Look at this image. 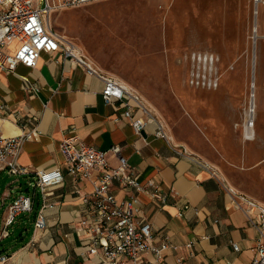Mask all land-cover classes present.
Wrapping results in <instances>:
<instances>
[{
  "label": "crops",
  "instance_id": "1",
  "mask_svg": "<svg viewBox=\"0 0 264 264\" xmlns=\"http://www.w3.org/2000/svg\"><path fill=\"white\" fill-rule=\"evenodd\" d=\"M25 79L36 87L35 93L27 91ZM102 89L98 77L87 75L83 67L58 53H43L34 69L18 65L13 73L0 72V132L12 137L37 131L35 138L23 143L17 160L26 173L0 172V206L7 209L17 197L32 195L37 169H59L63 175V183L48 199L50 207L44 210L46 227L34 226L42 206L36 189L32 211L18 215L8 228V237L0 240V255L8 257L4 264H100L86 251L87 238L80 224L81 196L91 192L92 182L75 181L68 175L60 150L62 139L72 134L97 150L119 146L139 183L153 181L166 196L160 204L148 191L112 186L120 201L136 197V221L151 225L152 244H167L161 264H251L259 234L248 222L244 205L239 208L231 203L226 174L222 171L223 180L212 178L157 137L154 124L136 134L122 117L125 108L118 103L105 105ZM107 163L110 168L118 166L111 154ZM238 192L264 208V201ZM252 213L257 216L258 211Z\"/></svg>",
  "mask_w": 264,
  "mask_h": 264
},
{
  "label": "rangeland",
  "instance_id": "2",
  "mask_svg": "<svg viewBox=\"0 0 264 264\" xmlns=\"http://www.w3.org/2000/svg\"><path fill=\"white\" fill-rule=\"evenodd\" d=\"M47 22L98 67L127 81L174 144L219 166L235 190L264 201V5L104 0L53 12ZM193 53L214 56L216 88L189 84ZM252 85L255 138L246 140Z\"/></svg>",
  "mask_w": 264,
  "mask_h": 264
},
{
  "label": "built area",
  "instance_id": "3",
  "mask_svg": "<svg viewBox=\"0 0 264 264\" xmlns=\"http://www.w3.org/2000/svg\"><path fill=\"white\" fill-rule=\"evenodd\" d=\"M101 1L104 0H0V72L13 73L18 65L34 69L43 53H58L64 59L72 60L83 67L87 75L96 76L103 82V102L105 105L118 103L125 108L122 117L136 134L139 135L148 124H154L156 136L171 145L179 155L200 165L212 178L223 180L217 168L174 144L163 125L144 105L137 93L117 78L102 72L72 41L54 33L47 22L53 12ZM254 2L258 7L264 5V0ZM191 59L196 69L189 76V84L193 87L216 88L219 75L215 71L214 56L209 53H193ZM200 66L208 69V73L202 72ZM25 81L27 91L35 93L36 87L27 79ZM254 112L255 107H250L249 103L245 121L248 129H253ZM36 136V129L12 137L4 136L0 132V172L6 171L11 175L26 173V170L19 167L17 160L23 143ZM60 150L68 175L75 181L92 182L91 192L81 196L83 210L80 218L87 238L86 251L91 258L97 259L100 264H161L168 246L165 243L160 246L153 245L151 225L146 221H136V197L120 201L112 192L113 184L117 183L123 190L148 191L154 200L164 204L166 196L159 191L158 186L153 181L140 184L117 145L101 151L72 134L62 139ZM109 154L117 158V167L108 166ZM34 174L36 181L33 194L21 195L7 207L0 240L8 237V228L18 215L32 211L36 189L42 196V206L36 215L34 226L38 230L46 227L44 210L50 207L48 199L52 190L63 183V175L59 169H37ZM75 192L80 195L78 189ZM228 193L234 206L242 208L244 205L248 222L259 234L251 264H264V208L229 185ZM253 209L258 211L257 216L252 213ZM232 247L238 251L236 244ZM148 256L152 258L149 259ZM7 260L8 257L0 255V263L4 264Z\"/></svg>",
  "mask_w": 264,
  "mask_h": 264
},
{
  "label": "bare ground",
  "instance_id": "4",
  "mask_svg": "<svg viewBox=\"0 0 264 264\" xmlns=\"http://www.w3.org/2000/svg\"><path fill=\"white\" fill-rule=\"evenodd\" d=\"M256 25V23H255ZM256 28V26H254ZM258 31V30H257ZM255 33V31H254ZM63 38H67L65 36H62ZM253 85L256 89V82L255 80L253 81ZM252 85V95H251V101H250V107H255L256 108V104H255V89ZM255 129H248L247 126L245 127V139L246 140H253L255 138Z\"/></svg>",
  "mask_w": 264,
  "mask_h": 264
}]
</instances>
